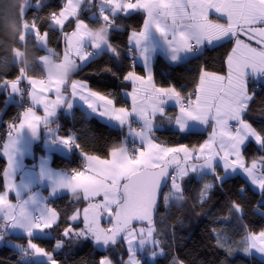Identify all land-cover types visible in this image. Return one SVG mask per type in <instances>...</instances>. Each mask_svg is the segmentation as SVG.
Instances as JSON below:
<instances>
[{"label": "snow or ice", "instance_id": "6c2138e0", "mask_svg": "<svg viewBox=\"0 0 264 264\" xmlns=\"http://www.w3.org/2000/svg\"><path fill=\"white\" fill-rule=\"evenodd\" d=\"M161 58L185 73L158 78ZM0 93L11 264L88 242L71 264H193L174 209L208 218L220 264H264V0H0ZM77 108L109 134L67 127Z\"/></svg>", "mask_w": 264, "mask_h": 264}, {"label": "trees", "instance_id": "16d2710c", "mask_svg": "<svg viewBox=\"0 0 264 264\" xmlns=\"http://www.w3.org/2000/svg\"><path fill=\"white\" fill-rule=\"evenodd\" d=\"M135 21H129V23H134ZM222 49L216 50H208L205 52L202 59H208L210 62L218 63L220 57L222 55ZM102 63V62H101ZM193 65L196 61L192 62ZM97 66H93L92 69H85V72H91L96 70ZM158 78L167 79L169 77H178L179 74L185 73L184 66H170L161 58L160 63L158 64ZM92 81L95 83L97 81L101 83L112 84L113 81L105 76H93L91 77ZM4 96L0 93V107H2V101L4 100ZM14 110L13 105L8 106V112L11 113ZM7 117H5L6 119ZM63 123L67 127H75L77 129H83L87 125L91 131L95 132L99 136H104L109 134V129L100 121L97 120H86L82 111L77 108L74 117L67 116L64 118ZM167 135V134H165ZM255 151V149H253ZM0 162H3V158L0 156ZM66 160L61 158L59 155L55 157V165L54 166H65ZM240 181L233 180L232 190L235 191L236 187H238ZM63 203H67L66 200L61 198ZM256 197H253L251 193H249V208L248 215L253 219H260V213L255 211L252 208V205L255 203ZM60 201H58L59 203ZM63 203L61 206H63ZM198 211V209H197ZM179 217L183 220V223L176 224V234H177V245L178 250L182 256L189 258L193 261V264H220V261L223 260L224 253L220 250L214 249L211 245L210 241V233L208 232V228L210 227V221L206 217H197L190 209H174L172 213L169 215V222L175 221L176 218ZM67 252V249L65 250ZM91 243H85L83 245L78 246L73 253L68 255L69 264L73 260H79L81 257L85 259H91ZM61 258L64 256L61 254ZM16 259V256L13 254V250L11 247H0V264H11L12 261ZM161 264H167V259L162 258ZM231 264V262H230ZM234 264H247V258L242 255H237L235 257Z\"/></svg>", "mask_w": 264, "mask_h": 264}, {"label": "crops", "instance_id": "0c3cea01", "mask_svg": "<svg viewBox=\"0 0 264 264\" xmlns=\"http://www.w3.org/2000/svg\"><path fill=\"white\" fill-rule=\"evenodd\" d=\"M0 156L3 158V160H4V157H3V155H2V153H0Z\"/></svg>", "mask_w": 264, "mask_h": 264}]
</instances>
